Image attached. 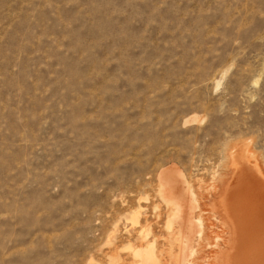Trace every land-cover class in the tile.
<instances>
[{
    "label": "rangeland",
    "instance_id": "374dc122",
    "mask_svg": "<svg viewBox=\"0 0 264 264\" xmlns=\"http://www.w3.org/2000/svg\"><path fill=\"white\" fill-rule=\"evenodd\" d=\"M244 155L264 180V0H0V264H172L159 172L207 211Z\"/></svg>",
    "mask_w": 264,
    "mask_h": 264
},
{
    "label": "bare ground",
    "instance_id": "6f19581e",
    "mask_svg": "<svg viewBox=\"0 0 264 264\" xmlns=\"http://www.w3.org/2000/svg\"><path fill=\"white\" fill-rule=\"evenodd\" d=\"M248 161L247 155L231 159L229 178L224 181L223 188L211 187L215 194L207 211L203 196L195 193L187 183H184L185 192L179 198L171 196L162 183V177H169V171L174 170L172 166L159 172L157 196L167 212L165 228L172 245L168 239L167 243L177 250L176 254H169L173 259L171 262L169 257V263L197 264L208 249L212 254L210 264H264V180L258 174L257 166L253 167ZM208 217L224 220L220 222L223 228L212 232L211 241L205 231ZM137 223L138 218L135 217ZM145 238L140 236L139 240L144 241ZM154 245L153 241L142 249H131L133 264L157 263ZM168 249L170 251V247Z\"/></svg>",
    "mask_w": 264,
    "mask_h": 264
}]
</instances>
